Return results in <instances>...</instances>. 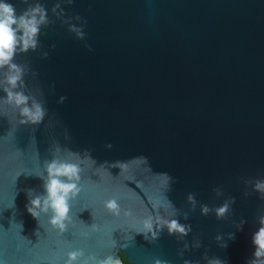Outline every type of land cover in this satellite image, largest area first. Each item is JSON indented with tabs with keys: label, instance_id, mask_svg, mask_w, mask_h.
Segmentation results:
<instances>
[{
	"label": "water",
	"instance_id": "water-1",
	"mask_svg": "<svg viewBox=\"0 0 264 264\" xmlns=\"http://www.w3.org/2000/svg\"><path fill=\"white\" fill-rule=\"evenodd\" d=\"M0 2L17 16L46 12L36 48L14 58L18 90L46 110L41 123H21L0 68V264H65L76 250L111 264L121 254L130 264L252 259L264 200L244 193L264 180V0ZM54 157L81 169L62 235L51 211L38 221L26 207L46 194L40 176ZM111 199L118 214L105 207ZM149 219L192 231L165 227L153 240Z\"/></svg>",
	"mask_w": 264,
	"mask_h": 264
},
{
	"label": "clouds",
	"instance_id": "clouds-1",
	"mask_svg": "<svg viewBox=\"0 0 264 264\" xmlns=\"http://www.w3.org/2000/svg\"><path fill=\"white\" fill-rule=\"evenodd\" d=\"M44 23H46V12L39 5L17 16L14 5L8 2H0V68L6 67L8 69L7 86L3 90L7 93L9 103L15 104L19 108L22 117L21 123L39 124L46 115V110L40 103L35 102L24 92L18 90L23 84L24 69L14 62L17 49L21 52H27L30 48H36V38L40 32V25ZM45 164L47 176H40V178L44 181L43 187L46 194L34 197L29 195V204L26 207L29 214L38 221L42 212L47 214L51 211L49 224L54 231L62 235L68 230V225L72 223L70 201L75 199L82 190L79 187L81 169L77 164L56 157L51 161H46ZM247 183L251 184V181ZM253 192L259 193V198L264 200V180H256L253 191H245L244 196H251ZM188 200L192 202L194 208V197L190 195ZM235 203L236 198L231 197L223 206L216 208L217 219L225 218L230 212L231 205ZM105 207L112 214L119 213L120 206L115 199L108 200ZM201 211L206 216L210 209L207 205H202ZM187 218V214H185V219ZM245 223L246 221L241 220L237 225V230L242 231ZM258 223V230L252 234V244L255 248L253 258L247 260L246 264H264V215L259 217ZM144 226L147 233H151L153 240L165 227L169 235L178 233L181 237L187 236L192 231L191 225H182L176 219H161L155 225L149 219ZM228 238L235 239V234H229ZM216 239L219 241L222 238L218 235ZM200 246L198 241L195 247L199 248ZM219 246L226 248L227 243L223 242ZM187 247L188 245L185 244V248ZM114 259L113 257H106L97 260L95 256H89L85 259L83 251L76 250L68 253L65 264H81V261L83 264H111ZM205 259L207 264H226V261L219 257L209 258L207 254H205ZM49 264H53V262H49ZM54 264L57 262L55 261ZM155 264H168V262L157 259ZM184 264H192V262L185 260Z\"/></svg>",
	"mask_w": 264,
	"mask_h": 264
},
{
	"label": "trees",
	"instance_id": "trees-1",
	"mask_svg": "<svg viewBox=\"0 0 264 264\" xmlns=\"http://www.w3.org/2000/svg\"><path fill=\"white\" fill-rule=\"evenodd\" d=\"M123 264H130L124 254H121Z\"/></svg>",
	"mask_w": 264,
	"mask_h": 264
}]
</instances>
